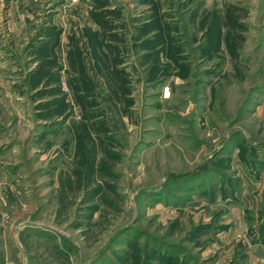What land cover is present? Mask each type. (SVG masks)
Listing matches in <instances>:
<instances>
[{
    "label": "rangeland",
    "instance_id": "1",
    "mask_svg": "<svg viewBox=\"0 0 264 264\" xmlns=\"http://www.w3.org/2000/svg\"><path fill=\"white\" fill-rule=\"evenodd\" d=\"M90 2L0 0L3 30L12 5L31 15L9 60L54 5L73 30ZM113 3L141 40L127 90L62 67L0 118V264H264V0Z\"/></svg>",
    "mask_w": 264,
    "mask_h": 264
},
{
    "label": "crops",
    "instance_id": "2",
    "mask_svg": "<svg viewBox=\"0 0 264 264\" xmlns=\"http://www.w3.org/2000/svg\"><path fill=\"white\" fill-rule=\"evenodd\" d=\"M86 7L87 19L79 29L71 30L70 26L68 29L63 28V24L57 21L58 5H54L48 11L47 21L43 18L41 20L36 19L34 28L30 33V39L36 40L35 44L28 47L26 53L29 51V55L20 62L9 60L8 54L12 53L13 48L11 44H6V41L9 39L7 38L8 35L14 36L16 34L18 37L26 26L31 25L29 6L26 4L12 5L7 9V13L3 16L7 21L6 26H4L6 30L0 26V110L2 109L0 118L4 114L20 115L22 110L20 108L23 103L24 106L29 105L32 94L41 88L45 78L49 75L53 79L52 82L55 77L58 79L62 67L64 70L66 69L65 72L69 76L68 84L72 89H74L73 78L84 77L85 80H88L86 77L89 76L92 79L91 69L93 68L94 71L98 69L104 73L107 83L110 82V77L113 79L116 76L117 80L120 79L118 81L120 82V90H127V82L124 79L127 74L125 66L134 65V63L125 60L123 48H125L126 43L130 46L136 45L138 50L141 40L135 37L131 30L126 38L122 28L124 27L123 22L119 26L115 25V23L119 24L118 21L120 20L116 17L122 14L123 9L115 8L113 0H91ZM45 14L47 12H44L43 15ZM38 21H40L39 24H37ZM149 21L148 19L144 20L143 23L145 24L142 28L139 25L140 21L131 25L140 32L150 28V25L147 24ZM64 42L67 44L64 45ZM149 43L148 40L145 42L147 45ZM143 48L142 51L145 50ZM137 53V55L140 54V52ZM86 55H89V58ZM15 62L21 65L19 71L13 65ZM137 64L138 62H136ZM124 95L130 97L129 94ZM35 118L38 122V115L35 114ZM249 245L250 251L254 253L260 252L264 246L257 243ZM247 261H249L247 264H254L253 261L255 260L252 259V254Z\"/></svg>",
    "mask_w": 264,
    "mask_h": 264
}]
</instances>
